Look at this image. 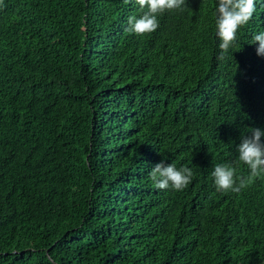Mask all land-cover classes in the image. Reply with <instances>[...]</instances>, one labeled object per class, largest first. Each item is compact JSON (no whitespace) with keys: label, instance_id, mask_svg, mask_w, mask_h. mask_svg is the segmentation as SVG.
Segmentation results:
<instances>
[{"label":"trees","instance_id":"1","mask_svg":"<svg viewBox=\"0 0 264 264\" xmlns=\"http://www.w3.org/2000/svg\"><path fill=\"white\" fill-rule=\"evenodd\" d=\"M218 0L156 32L135 0H3L0 264H264V176L216 190V164L264 130V0L221 61ZM187 165L182 191L149 177Z\"/></svg>","mask_w":264,"mask_h":264},{"label":"clouds","instance_id":"2","mask_svg":"<svg viewBox=\"0 0 264 264\" xmlns=\"http://www.w3.org/2000/svg\"><path fill=\"white\" fill-rule=\"evenodd\" d=\"M130 0H125L129 3ZM257 0H218L215 15L216 35L220 43L218 60L223 61L229 50L234 48L238 40V32L245 27L256 12ZM142 11L137 18L132 15L128 18V27L125 31L138 36L154 33L160 27L158 16L172 10L181 9L185 0H135ZM3 0H0V6ZM250 45H258L257 55L264 57V32L254 34ZM250 135L242 134L241 142L237 146L238 161L250 170L249 175L237 176V169L229 163L216 164L211 175L218 192L239 193L255 178L264 176V130L250 128ZM193 171L187 165L177 168L174 163L166 164L163 161L155 165L149 173L153 186L160 190L169 188L182 191L193 179Z\"/></svg>","mask_w":264,"mask_h":264}]
</instances>
